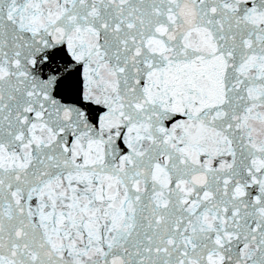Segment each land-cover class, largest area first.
Instances as JSON below:
<instances>
[{"label": "snow or ice", "instance_id": "1", "mask_svg": "<svg viewBox=\"0 0 264 264\" xmlns=\"http://www.w3.org/2000/svg\"><path fill=\"white\" fill-rule=\"evenodd\" d=\"M0 264H264V0H0Z\"/></svg>", "mask_w": 264, "mask_h": 264}]
</instances>
